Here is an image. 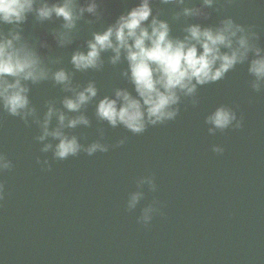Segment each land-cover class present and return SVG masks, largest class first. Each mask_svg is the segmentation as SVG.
<instances>
[{
	"label": "water",
	"instance_id": "obj_1",
	"mask_svg": "<svg viewBox=\"0 0 264 264\" xmlns=\"http://www.w3.org/2000/svg\"><path fill=\"white\" fill-rule=\"evenodd\" d=\"M136 0H102V16L89 24L80 21L72 45L58 48L51 36L60 21L40 23L29 17L27 39L47 40L44 55L63 58L57 67L70 71L72 52L86 47L93 31H102ZM199 0H193L198 5ZM154 10L169 20L173 35H182L187 23L217 24L232 17L253 26L264 47V3L261 0H222L208 19H173L179 8L153 0ZM86 19H95L87 16ZM9 26H5L7 30ZM101 71L77 72L75 82L95 80L100 98L114 96L117 87L131 85L121 75L126 62L113 66L105 53ZM247 64L237 65L219 82L198 89V104L183 98L175 120L149 126L134 134L123 126L112 128L87 107L91 127L66 130L81 143L100 139L110 145L106 153L81 152L66 160L41 152L36 124L0 109V152L13 163L0 174L5 197L0 201V264H264V90L250 86ZM32 104L42 116L47 100L64 95L53 82L31 86ZM220 105L232 107L243 127L209 134L205 117ZM62 107V104H57ZM69 115H75L69 113ZM56 121H53L55 127ZM123 145L117 146L119 140ZM51 140V138H49ZM224 148L223 153L213 146ZM48 159L51 169L37 163ZM152 175L155 193L146 185L145 199L127 210L136 181ZM161 212L145 227L138 223L141 209L153 200Z\"/></svg>",
	"mask_w": 264,
	"mask_h": 264
},
{
	"label": "clouds",
	"instance_id": "obj_2",
	"mask_svg": "<svg viewBox=\"0 0 264 264\" xmlns=\"http://www.w3.org/2000/svg\"><path fill=\"white\" fill-rule=\"evenodd\" d=\"M101 2L0 0V109L19 117L26 125H38L40 134L35 139L42 144L41 152H52L57 160H66L81 152L89 156L108 152L110 145L102 142L103 129L99 130L100 139L89 144L81 143L78 135L66 131L92 126L86 112L90 104L95 105L98 120L112 128L123 126L134 134H142L149 126L175 120L183 98H191L193 105L198 104V89L221 81L237 65L247 64L253 78L251 88L256 92L264 90V47L258 43L260 36L253 26H245L232 17L212 25L187 23L182 35H173L169 20L161 18V10H154L153 0H136L104 30L93 31L86 47L72 52L71 71L57 67L62 64V57L42 54L41 49L51 50L47 40L32 41L24 35L23 26L30 16L40 23L60 21L51 36L58 48H66L73 44L80 21L92 24L101 19ZM223 2L232 4L235 0ZM160 3L179 8L173 17L175 21L206 20L211 16L210 9L219 11L222 0H199L198 5L193 0H160ZM86 14L95 19H86ZM5 26H9L7 30ZM105 53H111L107 63L113 66L126 62L121 75L132 87H117L114 96L100 98L95 80L81 85L75 82V77L77 72L103 70ZM47 81L70 95H64L59 101L47 100L46 111L41 116L32 104L31 86ZM205 123L209 134L214 135L218 130L242 128L243 118L232 107L220 105L205 117ZM125 142L121 139L117 146ZM213 151L223 153L224 148L215 145ZM37 163L51 169L48 159L38 157ZM12 168V161L0 152V174ZM136 184L137 190L127 200L130 212L145 199L146 185L153 193L158 188L152 175L140 177ZM4 197L5 185L0 182V201ZM160 212V202L154 199L141 209L138 223L147 227Z\"/></svg>",
	"mask_w": 264,
	"mask_h": 264
}]
</instances>
